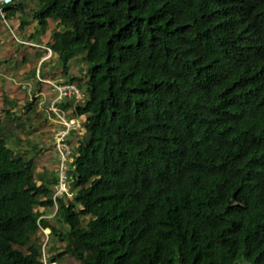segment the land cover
<instances>
[{"label": "trees", "instance_id": "trees-1", "mask_svg": "<svg viewBox=\"0 0 264 264\" xmlns=\"http://www.w3.org/2000/svg\"><path fill=\"white\" fill-rule=\"evenodd\" d=\"M26 8L5 7L18 30ZM30 13V43L55 22L56 72L85 94L60 105L85 133L72 199L54 200L57 173L35 175L38 151L0 121V264H44L43 229L56 264H264V0H36ZM54 206L62 228L44 218Z\"/></svg>", "mask_w": 264, "mask_h": 264}, {"label": "rangeland", "instance_id": "rangeland-1", "mask_svg": "<svg viewBox=\"0 0 264 264\" xmlns=\"http://www.w3.org/2000/svg\"><path fill=\"white\" fill-rule=\"evenodd\" d=\"M21 1H24V4L27 6V8H33L36 6V0ZM17 25L18 24L16 23V26L13 27L12 24L6 20V23L4 22L3 25L0 26V86H3V90L6 87V90L10 91V93H7V95L5 94V91L4 94L0 91V121L6 126L5 128L8 134L12 132L15 140H21V144L17 145L22 150V152L26 153L27 157H34L35 152L38 151V154L34 157L35 175L41 174L46 170L49 172L57 173L58 160L51 145L53 130L57 127V124L55 118L53 116H49L48 111L46 110L47 103L53 96V93L47 88V84H44L43 88L39 92H37L35 83L31 80L30 82H24L23 79L25 77L20 74V69H22L23 72V69L27 71L28 68H31L28 70L29 73L33 72V70L37 72V70L40 68L39 66L41 65V60L45 55V51L43 50V48H48L47 43L50 41L51 32L48 30L49 32H47V34H43V38H41L40 42L34 43L35 45H37V51H34L29 47V45L25 44V42H30L22 38L23 32L21 31V29L18 30ZM54 26L55 22H50L49 27L53 28ZM28 52H31L34 55L39 52L43 55L38 60L35 58H31L33 64L30 63L28 65H25V63L23 64L21 61L23 58H25ZM50 60L51 61H48V63L45 64L47 65L46 70H49L46 73H49L48 75L52 76L55 72L56 81H64V78L63 76H61V72L59 71V69L56 72V57H53V54ZM79 69L80 65L76 61H71L69 63L70 74L79 75ZM39 76L40 78H42L41 75ZM42 79L48 81L51 80V82L55 81L52 78ZM23 85L29 86V92L27 90L23 91ZM15 89V92H17V97L11 100L17 105L14 109L15 117L8 120V118H4L5 114L3 111L9 105H6L3 100L4 97L10 100L12 98L11 96H14L13 90ZM29 93H31L30 96ZM32 96L36 97V105L29 112V119H26L24 115V105ZM20 118L24 122V128L14 130L13 128L17 123L16 121ZM75 144L76 143H74V145ZM72 193H74V191H72ZM64 197L67 198L66 196ZM39 210L43 211V209L41 208H39ZM55 211L56 206L48 209L47 213H45L44 218L48 219L52 225L62 228V226L59 225L54 219ZM39 237L45 243V245L43 244L44 246L42 248L44 249V254L46 257L49 255L50 247L52 248L53 246H55V248L59 249L62 246V244L58 243L56 239H54V236L50 234L49 229H44ZM50 253H53L52 249ZM62 262V264H79L68 256L64 257Z\"/></svg>", "mask_w": 264, "mask_h": 264}, {"label": "built area", "instance_id": "built-area-1", "mask_svg": "<svg viewBox=\"0 0 264 264\" xmlns=\"http://www.w3.org/2000/svg\"><path fill=\"white\" fill-rule=\"evenodd\" d=\"M12 2L13 0H0V17L5 23V7L10 5ZM25 44L37 48V45L33 43L30 44L25 42ZM43 49L45 51V55L43 56L40 64L52 57V51L50 48L44 47ZM39 75L40 73L38 69L36 72L37 81L42 86L47 84V88L53 93V96L47 103L46 110L48 111L49 116H53L55 118L57 124V127L53 130L51 142L52 149L58 160V182L53 186V199L55 200L56 198L62 196L71 198L73 193L67 177V170L69 164L72 162L73 144L76 142L75 137L85 133L84 118L73 115L71 111L63 109L60 104L68 101H73L74 103L83 102L85 94L75 83L56 80L51 82V80L48 81L40 78ZM28 87V85H23L22 89L29 91L30 89H28ZM42 231H44V229ZM42 251L44 264H56V262H49L48 256H45L43 248Z\"/></svg>", "mask_w": 264, "mask_h": 264}, {"label": "crops", "instance_id": "crops-1", "mask_svg": "<svg viewBox=\"0 0 264 264\" xmlns=\"http://www.w3.org/2000/svg\"><path fill=\"white\" fill-rule=\"evenodd\" d=\"M21 1V0H20ZM23 3H24V1H23ZM29 9H31V8H26V15L25 16H27V17H23L24 19H25V25H24V27L21 29V31L23 32V36H22V38H24V39H26L27 40V37L28 36H31V34L34 32V28L36 27V22L34 21V20H32L30 17H28V16H30L31 15V13H30V10ZM15 23H17V24H19V22L16 20V21H14ZM1 26V25H0ZM18 26V25H17ZM50 27H49V31H50ZM46 31L45 32V34H47V32H49V31ZM31 31V32H30ZM43 36V35H42ZM40 37V39H39V41H35L36 43H38V42H40L41 41V38H43V37ZM27 56H25V60H23V61H21L23 64L25 63V65H28V64H30V63H32L33 61H32V59L31 58H34V56H33V54L31 53V52H28V54H26ZM27 60V61H26ZM6 61V60H5ZM4 61V62H5ZM2 63V62H1ZM33 64V63H32ZM24 65V66H25ZM46 66L47 65H45V66H43V69L45 70V72H44V75L45 76H47V77H45V78H50L51 79V77H49V73H46L47 71H49L48 69L46 70ZM29 69H31V68H28L27 69V71L26 70H24L23 69V72H22V69H20V74H22L25 78H32L33 77V72L35 71V70H33V72H29L28 73V70ZM55 73V72H54ZM42 76V75H41ZM18 77V76H17ZM32 81V80H31ZM3 85V84H2ZM3 86H0V91L4 94V91L6 92L5 94L7 95V93H10V91H8V90H6V87L4 88V90H3V88H2ZM7 88H8V86H7ZM16 91V89L15 90H13V92H14V96H11L12 98L10 99V100H12V99H14L15 97H17V92H15ZM36 91L37 92H39V90H37L36 89ZM35 93V92H34ZM11 95V94H10Z\"/></svg>", "mask_w": 264, "mask_h": 264}]
</instances>
